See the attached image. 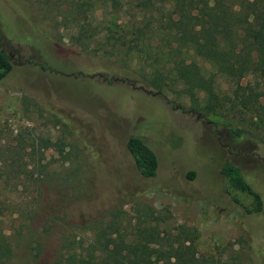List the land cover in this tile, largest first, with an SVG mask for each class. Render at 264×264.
<instances>
[{"label": "rangeland", "instance_id": "rangeland-1", "mask_svg": "<svg viewBox=\"0 0 264 264\" xmlns=\"http://www.w3.org/2000/svg\"><path fill=\"white\" fill-rule=\"evenodd\" d=\"M74 3L0 0V48L11 62L0 81V144H13L19 134L23 162L44 164L52 173L39 187L32 227L39 228L50 210L57 216L41 234L35 260L28 240L14 230L26 214L2 218L12 246L5 264H51L60 235L84 246L96 229L109 235L116 227L125 239L137 238V228L149 230L144 243L153 248L193 238L196 255L216 264H264V114L257 76L216 72L213 90L193 100L167 72L163 82L127 86L117 57L70 42L74 28L62 18L70 17ZM110 18L96 4L91 23L97 30ZM131 136L154 153L152 178L135 170L125 148ZM28 138H36V149L44 141L50 145L32 156ZM225 161L259 194V213L245 214L227 194L219 175ZM23 190L19 198L27 203L34 193L26 185Z\"/></svg>", "mask_w": 264, "mask_h": 264}, {"label": "trees", "instance_id": "trees-1", "mask_svg": "<svg viewBox=\"0 0 264 264\" xmlns=\"http://www.w3.org/2000/svg\"><path fill=\"white\" fill-rule=\"evenodd\" d=\"M96 4H101L111 16L98 30L91 23ZM86 12L87 19L83 15L81 20L79 16ZM62 19L64 26L72 23L74 28L71 43L82 50L90 48L92 54L117 57L119 68L126 71L121 82L127 86L163 82L167 72L179 85L180 94L193 100L198 93L213 90L216 72L233 71L238 78L251 74L259 80V107L264 114V0H75L70 17ZM135 66L134 73L127 72ZM10 70V58L0 48V81ZM104 81L112 84L113 79ZM229 132L239 135L234 130ZM28 139L32 156L50 145L44 141L36 149V138ZM13 140V144H0V264H5L12 255L2 218L26 214V221L14 230L16 236L28 240L33 260L41 249V234L49 232L57 218L50 210L39 228L32 227V217L39 209V187L52 173L46 171L44 164L24 163V140L19 134ZM125 148L138 175L152 178L157 161L142 138L128 137ZM219 175L227 194L245 214L261 211L259 194L244 180L238 167L225 161ZM192 177L189 172L187 178ZM25 185L34 193L27 203L19 198ZM17 196L19 202L14 200ZM104 232L105 229H96L91 242L84 246L73 237L60 235L51 264H216L212 258L196 255L193 238L184 241L187 244L153 248L144 243L151 236L147 229L137 228L134 233L137 238L130 239H125L117 227L109 235Z\"/></svg>", "mask_w": 264, "mask_h": 264}]
</instances>
